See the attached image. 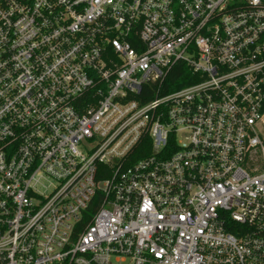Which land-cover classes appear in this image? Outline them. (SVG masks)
<instances>
[{
	"label": "built area",
	"instance_id": "built-area-1",
	"mask_svg": "<svg viewBox=\"0 0 264 264\" xmlns=\"http://www.w3.org/2000/svg\"><path fill=\"white\" fill-rule=\"evenodd\" d=\"M0 264H264V0H0Z\"/></svg>",
	"mask_w": 264,
	"mask_h": 264
}]
</instances>
